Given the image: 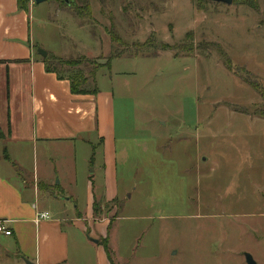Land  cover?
Wrapping results in <instances>:
<instances>
[{
	"label": "rangeland",
	"instance_id": "rangeland-1",
	"mask_svg": "<svg viewBox=\"0 0 264 264\" xmlns=\"http://www.w3.org/2000/svg\"><path fill=\"white\" fill-rule=\"evenodd\" d=\"M72 1L92 20L60 14L54 31L30 14L38 48L64 61L104 63L112 28L128 46L191 33L195 47L224 52L152 49L97 73L112 94L118 197L98 200L82 225L107 241L112 264H264V0L258 13L209 0L201 12L191 0ZM96 250L78 245L71 259L94 264Z\"/></svg>",
	"mask_w": 264,
	"mask_h": 264
},
{
	"label": "crops",
	"instance_id": "crops-1",
	"mask_svg": "<svg viewBox=\"0 0 264 264\" xmlns=\"http://www.w3.org/2000/svg\"><path fill=\"white\" fill-rule=\"evenodd\" d=\"M16 1L0 0V220L11 232L0 235V264H80L71 259L78 245L97 249L94 264H109L82 222L93 221L98 200L118 197L112 94L74 96L45 72L30 14L56 31L59 15H72L62 0L26 10Z\"/></svg>",
	"mask_w": 264,
	"mask_h": 264
},
{
	"label": "trees",
	"instance_id": "trees-1",
	"mask_svg": "<svg viewBox=\"0 0 264 264\" xmlns=\"http://www.w3.org/2000/svg\"><path fill=\"white\" fill-rule=\"evenodd\" d=\"M69 1V7H67L63 1H60L64 8H68L72 15L82 24L85 21L92 20V13L90 6L87 2H84L82 6L77 5L74 1ZM208 0H191V2L195 5L197 11L204 10V5ZM17 8L20 10H26L29 0H17ZM233 5L244 6L251 9L254 12L258 13V0H233ZM109 36L110 42L116 47L113 48L110 55L104 60V63H98L96 61H84L78 60L76 62L64 61L60 58L55 57L54 55L48 53L45 58L42 59V63L44 66V70L48 74H54L58 80H66L69 83L70 93L74 96H96L98 92V88L96 86V75L102 69L106 68L110 69V64L113 60L120 59L122 57H138L139 55H143L144 52H148L149 50L154 49L155 51L161 52H181L184 55H192L195 50H217V53L223 57V50L216 44H202L199 46H194L193 37L191 33H187L184 36V40L182 43L178 45H167L164 43L156 44L154 40H147L142 44H133L128 46L124 42H122L121 38L113 31V28L107 32ZM206 48V49H203ZM37 49V47L35 48ZM222 53V54H221ZM84 61L85 64L90 68L85 75L82 73L81 69L78 66L81 65V62ZM228 62L225 61V66H227ZM87 74V75H86ZM245 83H247L250 87L256 90L258 93H261L263 97V93L260 92V89L247 78L244 79ZM4 159L7 160L8 157L4 154ZM92 162V160H91ZM111 221V220H110ZM111 222L108 225L110 226ZM101 248L104 252V255L109 264H112L110 253L107 247V241L101 243Z\"/></svg>",
	"mask_w": 264,
	"mask_h": 264
},
{
	"label": "water",
	"instance_id": "water-1",
	"mask_svg": "<svg viewBox=\"0 0 264 264\" xmlns=\"http://www.w3.org/2000/svg\"><path fill=\"white\" fill-rule=\"evenodd\" d=\"M64 2V4L69 7V1L68 0H62ZM211 2H214V3H220V4H224L226 6H229L232 4V1L233 0H209ZM32 2L36 5H40V4H43L45 2H47V0H32ZM36 53L38 54V56H40L41 58H45L47 56V52H45L44 50L38 48L36 50ZM91 242H93L94 244H98V241L97 240H92V239H89ZM246 261H247V264H254L251 260V258L249 256L246 257ZM25 264H28V262H25Z\"/></svg>",
	"mask_w": 264,
	"mask_h": 264
},
{
	"label": "built area",
	"instance_id": "built-area-1",
	"mask_svg": "<svg viewBox=\"0 0 264 264\" xmlns=\"http://www.w3.org/2000/svg\"><path fill=\"white\" fill-rule=\"evenodd\" d=\"M29 2L33 3L32 0H29ZM43 219H47V215L38 214L37 220H43ZM0 235L5 237L11 236L10 230L7 229V227L5 226V222H3L2 220H0Z\"/></svg>",
	"mask_w": 264,
	"mask_h": 264
}]
</instances>
